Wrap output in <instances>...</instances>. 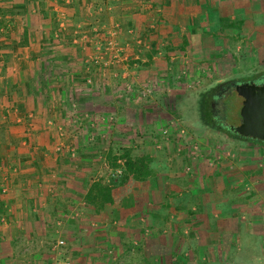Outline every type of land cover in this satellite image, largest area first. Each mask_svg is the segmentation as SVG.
I'll use <instances>...</instances> for the list:
<instances>
[{
  "label": "crops",
  "instance_id": "0c3cea01",
  "mask_svg": "<svg viewBox=\"0 0 264 264\" xmlns=\"http://www.w3.org/2000/svg\"><path fill=\"white\" fill-rule=\"evenodd\" d=\"M26 3L0 1L16 14L34 13L37 7L22 8ZM151 3L153 10L150 4L142 13L153 12V18L148 14L144 19L156 17L159 34L178 50L168 52V59L171 54L175 59L186 55L219 71L264 69V0ZM140 14L130 19H142ZM11 24L7 19L0 28V264H48L54 258L55 242L62 240L56 238L78 241L76 235L86 228L93 231L89 244L94 247L120 249L123 234L127 243L139 245L147 254L152 243L167 240L165 229L172 226L181 234L177 242L183 240L177 264H264V143L224 140L219 150L210 145L190 159L166 148L155 151L153 144L144 146L146 150L124 146L132 156L149 157V174L118 187L115 203L103 213L112 221H104L83 197L91 180L103 177L92 175L93 166H105L108 148L103 150L101 141L96 149L90 144L82 147L72 139L75 155L57 152L56 141H70V132L58 138L54 132L60 125L49 118L51 109L63 103L77 112L85 104L83 92L73 83L72 59L61 56L58 49L43 54L42 49H51L44 47L47 23L26 27L25 39L21 33L9 35ZM19 28L22 32L23 24ZM20 42L25 45L17 46ZM87 96L93 100L91 94ZM11 141H21L13 144L17 146L13 152ZM135 150L139 152L133 154ZM154 158H158L156 166ZM81 214L79 226L73 225L69 218ZM94 247L87 256L82 251L73 256L80 257L81 264H101L94 259L100 248ZM44 248L47 252H42Z\"/></svg>",
  "mask_w": 264,
  "mask_h": 264
},
{
  "label": "rangeland",
  "instance_id": "374dc122",
  "mask_svg": "<svg viewBox=\"0 0 264 264\" xmlns=\"http://www.w3.org/2000/svg\"><path fill=\"white\" fill-rule=\"evenodd\" d=\"M26 4L22 5L24 10L27 7H37L39 12L36 9L34 13L25 12L13 17L5 15L3 19L12 23V32L9 35H22L23 30L19 31L22 24L31 29L47 23L46 29L42 27L46 34L44 47L51 48L50 53L58 49L61 56L70 55L72 61L69 66L73 73V83L75 88L79 86L78 90L83 92L80 96L88 100H83L85 104L79 107L78 112L73 105L67 106L66 103H63L65 106L51 109L50 121L60 125L55 128L54 133L61 138L69 131L68 137H71L70 141L62 140V144L60 140L56 141L57 152L61 149L75 155V149H71L75 148L72 141L74 139L82 147L90 144L95 149L102 142L103 150L107 152L108 148L114 155L126 148L124 146H133V149L134 146L135 149L142 147L141 150H146L144 146L153 144L157 146V149L152 148L155 151L166 148L170 153L186 154L190 159L191 156L186 151L188 142L199 143L203 152L210 145H214V150H219L222 141L236 140L203 123L197 100L200 93L218 84L243 81L254 74L264 76V69H261L263 67L246 73L230 72L219 71L206 63H194L189 57L185 58L186 55L178 59V54L175 59V55L171 54L172 59H168V52L177 53L178 50H175V45L167 44L164 41L167 38L164 39L159 34L156 17L144 19L148 14H152L150 18H153L154 13H142L147 11L150 4V10H153L151 0H27ZM0 7L6 8L2 5ZM159 12L160 10H155V13ZM139 14L143 15L142 19H130ZM21 16L22 19H17ZM156 40L159 42L155 43ZM153 56L160 59L151 60ZM118 71L120 76L116 77L115 73ZM88 93L93 96V100L91 96H87ZM241 101L238 88L223 92L216 105L218 122L229 128L237 127ZM84 107L87 109H82ZM65 116L66 118H62ZM73 124L79 125L76 131L71 130ZM167 126L171 127L169 134L166 138L161 137L160 129ZM180 130L182 133L179 136ZM82 142L86 143L83 145ZM10 143V152H13L12 148L17 147L13 144L18 145L21 141ZM138 152L135 150L133 154ZM106 155L103 157L105 166L92 163L93 170H96L92 175H101L108 180L109 177L116 178L121 168H110ZM154 161L156 166L158 158H154ZM116 163L120 165L121 161L117 160ZM77 203L80 204V201ZM79 207L75 208L78 213ZM82 217L81 214L69 219L73 221L71 223H76L73 225L79 226L80 223L77 222ZM165 230L167 240L157 241L158 246L157 242L152 243L153 246L145 254L146 251L139 245L127 243L123 234L120 237L123 241L120 249L116 245L106 249L94 247L89 244L93 231L86 228L84 232L80 230L81 233L76 235L78 241L66 242L63 238H56L62 239L63 244L54 246V258L49 263L46 262L81 264L82 259L73 255L82 251L87 256L94 247L100 248L94 259L98 258L99 262L102 261L101 264H177L175 257L182 251L183 240L179 239L177 242L176 237L181 234L173 226L170 230ZM185 243L188 246L189 242ZM77 247V252L71 249ZM42 252L47 250L44 248Z\"/></svg>",
  "mask_w": 264,
  "mask_h": 264
},
{
  "label": "trees",
  "instance_id": "16d2710c",
  "mask_svg": "<svg viewBox=\"0 0 264 264\" xmlns=\"http://www.w3.org/2000/svg\"><path fill=\"white\" fill-rule=\"evenodd\" d=\"M5 15H9L10 17H13L14 15H16V12L15 10L12 9V6L9 7L7 6L4 9L0 7V28L2 26L3 27L5 26L4 23L6 22V20L3 19ZM22 36H24L23 38L25 39L26 37L25 24H23ZM17 45L23 46L25 45V43L20 42ZM5 47L9 49L8 46ZM42 51L45 56H47L50 52L47 49H42ZM257 78H258L257 74H254L250 77L244 78V80H255ZM218 86H220V84H218ZM218 86L200 93L199 98L197 100V104H198V112L201 116L203 123H205V125H207L208 127L214 128L219 132H221V130H219V127L216 126L213 120L209 121V119H211V114L209 110L208 99L211 97L213 91L217 90ZM221 133L225 134L229 138L252 140V141L264 143V141L253 140L251 138H246V137H240L237 133L234 134L230 132H221ZM117 160L121 161L120 165L116 163ZM106 161L109 163L110 168L119 167L121 169L116 178L109 177L108 180H105L103 177H97L92 179L90 184L88 185L83 198L87 206L91 209L92 213L95 215H103V213H106L109 210V208L115 203L116 200L114 197L116 196L118 187H124V185L127 184L129 181L136 182L139 180H143L149 174V168H148V164L150 161L149 157H147L144 154L132 156L130 154L129 149L127 148H123L122 150H119V153L117 155L112 154L111 150H109L106 155ZM103 218L104 221H112L111 219L106 218L105 216Z\"/></svg>",
  "mask_w": 264,
  "mask_h": 264
},
{
  "label": "water",
  "instance_id": "95a60500",
  "mask_svg": "<svg viewBox=\"0 0 264 264\" xmlns=\"http://www.w3.org/2000/svg\"><path fill=\"white\" fill-rule=\"evenodd\" d=\"M238 88L242 97L238 110L239 125L231 128L240 137L264 141V86L241 83Z\"/></svg>",
  "mask_w": 264,
  "mask_h": 264
},
{
  "label": "flooded vegetation",
  "instance_id": "af4514ba",
  "mask_svg": "<svg viewBox=\"0 0 264 264\" xmlns=\"http://www.w3.org/2000/svg\"><path fill=\"white\" fill-rule=\"evenodd\" d=\"M241 83H244V84L253 83L255 86H264V76L262 75L258 76V78L255 80L230 81L228 83L220 85L218 86L217 90L213 91V93L211 94V97L208 99L209 110L211 114V119H209V121L213 120L216 126L219 127V130H221V132H230L232 134L235 133L231 128L226 127L223 124L218 122V114H217L218 111L216 109L217 102L223 95V92H226L229 89H233L234 86L241 84Z\"/></svg>",
  "mask_w": 264,
  "mask_h": 264
},
{
  "label": "built area",
  "instance_id": "2783aa9c",
  "mask_svg": "<svg viewBox=\"0 0 264 264\" xmlns=\"http://www.w3.org/2000/svg\"><path fill=\"white\" fill-rule=\"evenodd\" d=\"M170 129H171L170 126H167L165 128H161L160 131H159V135L161 137L166 138L167 135L169 134ZM181 133H182V131L180 130L179 131V136L181 135ZM186 151L192 157L201 156V153H202L201 152V146L199 145V143L197 144V143H192V142H188V147H187ZM119 172H120V170H119ZM61 244H63L62 240H58V241L55 242V246H58V245H61Z\"/></svg>",
  "mask_w": 264,
  "mask_h": 264
}]
</instances>
